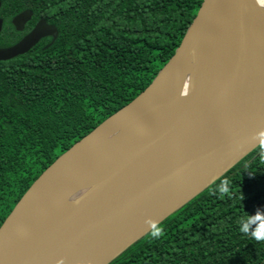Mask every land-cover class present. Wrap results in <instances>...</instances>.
<instances>
[{
  "label": "trees",
  "instance_id": "trees-1",
  "mask_svg": "<svg viewBox=\"0 0 264 264\" xmlns=\"http://www.w3.org/2000/svg\"><path fill=\"white\" fill-rule=\"evenodd\" d=\"M203 0H0V48L44 19L57 30L0 61V226L37 177L139 95L174 54ZM29 10L22 31L12 19ZM260 144L109 264H264V242L240 231L264 213ZM231 182L221 196V180Z\"/></svg>",
  "mask_w": 264,
  "mask_h": 264
},
{
  "label": "water",
  "instance_id": "water-1",
  "mask_svg": "<svg viewBox=\"0 0 264 264\" xmlns=\"http://www.w3.org/2000/svg\"><path fill=\"white\" fill-rule=\"evenodd\" d=\"M255 2L202 1L153 81L58 156L21 196L0 226V264H109L152 229L141 234L152 209L178 195L200 168H207L202 187L158 223L264 142V118L248 124L240 117L233 77V71L240 72ZM31 15L25 10L15 16V30L22 31ZM2 23L0 19V31ZM203 29L206 39L199 57L191 68L174 74ZM46 37L54 41L57 30L40 19L17 43L0 48V61L27 53ZM161 118L165 121L158 127L122 147L61 219L38 225L41 211L71 186L99 145L126 142L134 128ZM140 206L132 231L112 244L109 222Z\"/></svg>",
  "mask_w": 264,
  "mask_h": 264
},
{
  "label": "bare ground",
  "instance_id": "bare-ground-1",
  "mask_svg": "<svg viewBox=\"0 0 264 264\" xmlns=\"http://www.w3.org/2000/svg\"><path fill=\"white\" fill-rule=\"evenodd\" d=\"M255 1V6L247 24L244 51L241 54L240 72L233 71L238 97V109H240L239 114L242 121L248 124H255L264 118V77L259 73L264 67L257 65L254 63L255 60H253L256 55H261L264 52V0ZM205 39L206 31L203 29L191 51L176 64L174 74H181L191 68L201 53ZM245 89L248 90L244 96L242 94ZM164 121L165 119L161 118L137 126L132 130L126 142L122 141L118 144L104 142L99 145L92 152L87 164L71 186L41 211L37 222L38 225L61 219L76 204L79 198L97 182L103 171L124 145L158 127ZM206 176L207 168H200L198 176L187 183L178 195H175L162 207H154L141 234L150 229L153 222H158L167 213L194 195L202 187ZM141 212V206L133 208L109 222L110 241L112 244L118 243L132 231ZM92 245L93 242L91 241V248Z\"/></svg>",
  "mask_w": 264,
  "mask_h": 264
},
{
  "label": "clouds",
  "instance_id": "clouds-1",
  "mask_svg": "<svg viewBox=\"0 0 264 264\" xmlns=\"http://www.w3.org/2000/svg\"><path fill=\"white\" fill-rule=\"evenodd\" d=\"M264 134V133H262ZM261 160H264V145L261 147ZM231 182L228 179L221 180L220 184L217 186L216 191L223 197L230 193ZM264 220V213L257 212L254 217L244 216L239 220L240 231L244 234H248L250 231V225L255 221ZM158 222L152 223V235L158 237L163 234V229L158 227ZM252 237L258 242H264V226L259 229L251 231ZM62 264V262H61Z\"/></svg>",
  "mask_w": 264,
  "mask_h": 264
},
{
  "label": "rangeland",
  "instance_id": "rangeland-1",
  "mask_svg": "<svg viewBox=\"0 0 264 264\" xmlns=\"http://www.w3.org/2000/svg\"><path fill=\"white\" fill-rule=\"evenodd\" d=\"M263 55V56H262ZM244 57V56H243ZM259 59V60H258ZM262 59V60H261ZM253 60H255V62L254 63H256L257 65H261V66H263L264 67V52H262V54L261 55H256V57L253 59ZM261 75H263V77H264V69L263 70H261L260 72H259ZM249 89V88H248ZM248 89H245V93H247V90Z\"/></svg>",
  "mask_w": 264,
  "mask_h": 264
}]
</instances>
